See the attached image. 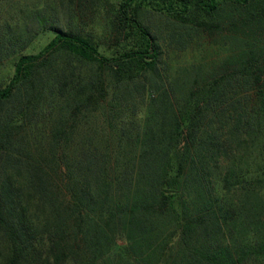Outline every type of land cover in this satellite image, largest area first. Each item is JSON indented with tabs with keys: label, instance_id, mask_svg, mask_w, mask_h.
Wrapping results in <instances>:
<instances>
[{
	"label": "trees",
	"instance_id": "obj_1",
	"mask_svg": "<svg viewBox=\"0 0 264 264\" xmlns=\"http://www.w3.org/2000/svg\"><path fill=\"white\" fill-rule=\"evenodd\" d=\"M152 13L240 47L171 81ZM109 25L112 53L39 11L2 34L0 264H264V0H121Z\"/></svg>",
	"mask_w": 264,
	"mask_h": 264
},
{
	"label": "rangeland",
	"instance_id": "obj_2",
	"mask_svg": "<svg viewBox=\"0 0 264 264\" xmlns=\"http://www.w3.org/2000/svg\"><path fill=\"white\" fill-rule=\"evenodd\" d=\"M120 1L92 0L80 12L75 10L73 0H0V39L2 34L12 32L14 26H17L16 29L31 28L33 13L39 11L46 18L57 20L63 28L90 38L101 52L112 53L116 46L109 24ZM148 19L160 39L164 54L163 69L171 81L182 70L199 66L202 70L211 69L240 47L234 39L209 40L191 23L183 25L171 16L152 13ZM50 38L51 35L37 37L27 51L38 52ZM12 54H0V87L12 74L14 57L18 53L15 56ZM122 243L119 240V244Z\"/></svg>",
	"mask_w": 264,
	"mask_h": 264
}]
</instances>
